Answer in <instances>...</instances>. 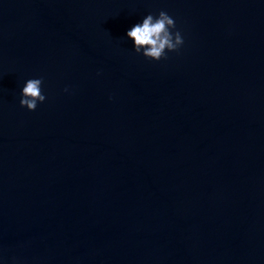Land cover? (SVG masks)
Listing matches in <instances>:
<instances>
[{
    "label": "water",
    "instance_id": "1",
    "mask_svg": "<svg viewBox=\"0 0 264 264\" xmlns=\"http://www.w3.org/2000/svg\"><path fill=\"white\" fill-rule=\"evenodd\" d=\"M161 9L155 61L126 32ZM0 256L264 264V0H0Z\"/></svg>",
    "mask_w": 264,
    "mask_h": 264
},
{
    "label": "clouds",
    "instance_id": "2",
    "mask_svg": "<svg viewBox=\"0 0 264 264\" xmlns=\"http://www.w3.org/2000/svg\"><path fill=\"white\" fill-rule=\"evenodd\" d=\"M126 38L132 41L136 53L155 61L167 59L170 52L179 51L185 43L175 18L165 9L159 10L158 14L148 12L127 29ZM43 82V76L31 77L24 82L20 93L21 106L35 110L39 103L46 100ZM64 91H69V88L66 86ZM12 260L16 264L17 258ZM0 264H7L5 257L0 256Z\"/></svg>",
    "mask_w": 264,
    "mask_h": 264
}]
</instances>
